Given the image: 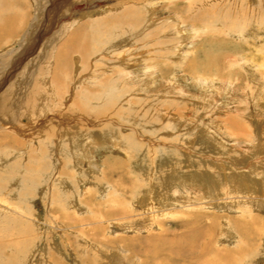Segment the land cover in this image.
<instances>
[{
  "label": "rangeland",
  "instance_id": "1",
  "mask_svg": "<svg viewBox=\"0 0 264 264\" xmlns=\"http://www.w3.org/2000/svg\"><path fill=\"white\" fill-rule=\"evenodd\" d=\"M225 1L0 0L1 92L39 71L20 123H65L0 131V264H264V0L193 17Z\"/></svg>",
  "mask_w": 264,
  "mask_h": 264
},
{
  "label": "bare ground",
  "instance_id": "2",
  "mask_svg": "<svg viewBox=\"0 0 264 264\" xmlns=\"http://www.w3.org/2000/svg\"><path fill=\"white\" fill-rule=\"evenodd\" d=\"M38 1V5H40V3L42 2V1H44V0H37ZM81 1V0H80ZM138 1H140L141 3H143L144 1L146 2H144V4H142V7H143V12H145L146 14L148 13V21H151V22H153L154 23V13H156V11L154 10L155 8H154V2H152V0H132V5L130 4V6H128L126 9H128V10H125V8H123L126 12H124V13H127V14H125L124 15V13H121V15H124V16H128L127 17V19L126 20H124V21H122V22H125V23H131L130 21H129V19H131V20H133V22L135 23L136 21H137V23L139 22V19H138V12L136 11L137 10V7H140L139 6V3H138ZM189 1V0H188ZM198 2H200V1H195V3H194V7L192 6V9L193 8H195L196 7V4L198 3ZM191 3V2H190ZM228 3V1L226 0L225 2H223V5H225V4H227ZM47 4V3H46ZM192 4V3H191ZM199 4V3H198ZM197 4V5H198ZM222 5V4H221ZM79 6V5H78ZM106 7V6H105ZM104 7V8H105ZM199 8H200V6H198ZM203 7V6H202ZM224 7V6H223ZM235 7V6H234ZM237 7V6H236ZM107 8V7H106ZM110 8H112V7H110ZM114 9H116V8H114ZM191 8H190V12H191V10H192ZM202 9V8H201ZM113 10V9H112ZM141 10V9H140ZM222 10V9H221ZM236 10V9H235ZM119 11V10H118ZM117 11V12H118ZM194 10H192V12H193ZM213 11V10H212ZM122 12H123V10H122ZM232 12H234L233 11V9L232 8H230V7H228V4H227V8L226 9H224V10H222V12H218V11H216L215 10V13H213L214 15H212V16H209L208 14V11H205V10H203V11H201V15L200 16H197V15H194L193 17H195L196 18V20H198V21H201V22H206V26L208 27V25L209 26H212V23H210V21L211 20H214V22H221V20H222V22H224V23H226V21L227 20H230L231 19V17H230V14L232 13ZM237 12V11H236ZM141 15V14H140ZM199 17V18H197V17ZM27 17V16H26ZM145 17V16H144ZM173 17V16H172ZM126 18V17H125ZM188 18V17H187ZM15 19V22L16 23H19L20 21H21V19L23 20L24 19V17L23 16H16V18H14ZM151 19V20H150ZM173 19V18H172ZM200 19V20H199ZM227 19V20H226ZM195 20V19H194ZM176 21V20H175ZM192 21V20H191ZM177 23H176V25L174 26V28L175 29H177V31H175V33L177 32L178 33V35L181 37V36H185L186 34H189L190 36L192 35V32H190V31H188V32H185L186 30H187V28H186V30H182L181 28H178L179 26H178V24H180V22L181 21H176ZM196 22V21H195ZM195 22L194 21H192V23H194L195 24ZM14 23V21H12V23L11 24H13ZM22 23H23V21H22ZM21 23V24H22ZM88 23V22H87ZM182 23V22H181ZM117 24V23H116ZM222 24V23H221ZM19 25V24H18ZM17 25V26H18ZM152 25V24H151ZM160 25V24H159ZM217 25V24H216ZM235 25V24H234ZM4 26V25H3ZM10 26V25H9ZM148 26V25H147ZM156 26V25H155ZM218 26V25H217ZM222 26L224 27V31H233V27H227V26H225L224 24H222ZM232 26V25H231ZM1 28H2V26H0ZM219 27V26H218ZM149 28V27H148ZM157 28V27H156ZM188 28H189V26H188ZM15 30V29H14ZM164 30V29H163ZM196 30V29H195ZM220 30V29H219ZM153 31V30H152ZM205 31V30H204ZM215 31V30H214ZM243 31V30H242ZM161 32V31H160ZM195 33V32H194ZM197 33V32H196ZM195 33V34H196ZM3 35V34H2ZM163 35H165V34H163ZM169 35V34H168ZM172 35H173V33H172ZM204 35V34H203ZM11 37V36H10ZM69 37V36H68ZM151 37V36H150ZM197 37V36H196ZM156 38V37H155ZM199 38V37H198ZM63 39V38H62ZM79 39V38H78ZM78 39H76V37L75 38H69V41H71L70 43L71 44H69L70 45V51H64L63 50V47L62 46H60V48H59V50H58V54H59V56H66V57H68L69 55H73L74 53H76V54H79L81 57H83L82 58V60H85L86 58H87V55H88V53L90 52V49H89V44H87V42L84 44V42H85V40L83 41L82 39H80V40H78ZM84 39V38H83ZM196 39V38H195ZM205 39V38H204ZM207 39V38H206ZM183 40V39H182ZM197 40V39H196ZM63 41H64V39H63ZM153 41V40H152ZM180 41V40H179ZM178 41V43H180ZM188 41V40H187ZM160 42V41H159ZM206 42V41H205ZM62 43V42H61ZM156 43V42H155ZM177 43V42H176ZM164 44H165V42H164ZM158 45V44H157ZM162 45V44H161ZM177 45H179V44H177ZM183 46V45H182ZM178 47H180V46H178ZM177 47V48H178ZM184 47V46H183ZM46 49V48H45ZM53 49V48H52ZM65 49V48H64ZM171 49V48H170ZM182 49V48H181ZM198 49V48H197ZM15 50H16V48H15ZM17 51V50H16ZM46 51H47V49H46ZM50 51V50H49ZM194 51H196V50H194ZM198 51H200L199 49H198ZM182 53V52H181ZM65 54V55H64ZM47 55V54H46ZM173 55H175V53L173 54ZM37 56H38V54H37ZM54 56V55H53ZM227 56V58L229 57V55H226ZM225 56V57H226ZM4 57V56H3ZM35 57V56H34ZM58 57V56H57ZM162 57V56H161ZM209 56H207V61L209 60V58H208ZM7 58V57H6ZM59 58V57H58ZM71 58H72V56H71ZM174 58V57H173ZM232 58V57H231ZM8 59H9V57L7 58V59H2V61H0V66H3L4 64H6L5 62H7L8 61ZM202 59V58H201ZM205 59V60H206ZM211 59V58H210ZM36 60V59H35ZM182 60V59H181ZM65 61V60H64ZM68 61V60H67ZM81 61V60H80ZM173 61V60H172ZM175 61V60H174ZM185 61V60H184ZM197 61V60H196ZM61 62V61H60ZM66 62V61H65ZM72 62V61H71ZM37 63V62H36ZM69 63V62H68ZM84 63V62H83ZM182 63H183V61H182ZM206 64V63H205ZM21 65V64H20ZM62 65V64H61ZM65 66V65H64ZM83 66V65H82ZM178 66V65H177ZM208 66V65H207ZM20 67H22V66H20ZM148 67V66H147ZM1 68V67H0ZM8 68V67H7ZM56 69L58 68V67H55ZM41 69V68H40ZM39 69V70H40ZM148 69V68H147ZM68 69L66 68V70L65 71H63L64 73H57V71L56 72H54V75H52V77H53V84L54 85H52V86H62L63 84H64V81H65V79L63 78V76H66L67 75V73H68V71H67ZM145 70V69H144ZM13 71V70H12ZM17 71V70H16ZM206 71V70H205ZM204 71V72H205ZM15 73V72H14ZM40 72L38 71V73H35V74H33L32 75V77L31 78H27L28 80H25V81H22V83H21V85H20V87L18 86V80H20L21 78H19V76H17L16 75V77H15V79H14V81H13V84H11V85H9V86H7L2 92H1V90H0V131L1 132H3V131H10V132H14V131H16L17 130V133H20L19 135H22L23 136V138H25V137H27L28 139H31L32 137H37L38 136V134L40 133L39 131H40V129H42V128H45L48 124H54L55 126L57 125V126H59L60 127V131L61 132H63V130L65 129V127L64 128H61V126H62V124H65L64 122L63 123H55V118H54V116H51V118L49 117V121L47 122V123H41L40 121H34V122H31V124H30V126H29V128H28V125H26L27 124V122H26V120H25V122H24V124H21L20 123V121L22 120L21 119V117H22V114H26L27 116H30L32 113H30V112H36V105H37V101H38V98H37V90H36V88H35V85H36V81L38 80V77H39V74ZM203 73V72H202ZM32 74V73H31ZM199 74V73H198ZM21 75V74H20ZM153 75V74H152ZM7 77H9V76H7ZM10 77H12V76H10ZM139 77V76H138ZM13 78V77H12ZM61 81H62V83H61ZM147 81H149L150 82V85L149 86H151V87H149V88H151V89H153L152 88V85H154L155 84V79L153 78V79H149V80H147ZM15 82V83H14ZM144 82H146V80L144 81ZM257 83V82H256ZM51 84V83H50ZM149 83L147 82L146 83V85H148ZM64 86H65V84H64ZM63 86V87H64ZM37 87V86H36ZM44 87V86H43ZM23 88H25V90L23 91L22 89ZM51 88V87H50ZM18 89V90H17ZM44 89H45V87H44ZM62 91H63V89L62 88H60ZM142 89V88H141ZM150 89V90H151ZM59 90V89H58ZM150 92V91H149ZM152 95H153V93H152ZM77 97V96H76ZM55 99V98H54ZM71 100H72V98H71ZM80 100V99H79ZM79 100L77 99V100H75L74 102H72V103H70L69 102V104L66 106V111L67 112H65L66 114L67 113H69V112H71V116H73V113H74V111H77V113H79V112H84V110H83V108L85 107L84 106V103H80L79 102ZM262 101V100H261ZM39 102V101H38ZM40 103V102H39ZM48 104V103H47ZM41 105V104H40ZM39 105V106H40ZM38 106V105H37ZM38 108V107H37ZM43 108V107H42ZM37 110H39V109H37ZM40 111V110H39ZM38 112V111H37ZM57 113V112H56ZM30 114V115H29ZM58 114V113H57ZM75 114V113H74ZM108 115V114H107ZM78 117H77V124H78V126H80L81 125V123H83L84 124V122H86V120L84 119V117H80V115L78 114L77 115ZM82 116V115H81ZM84 116V115H83ZM58 119V118H57ZM83 119V120H82ZM45 120H47V118L45 119ZM59 120H60V118H59ZM88 120V119H87ZM24 121V120H23ZM33 121V120H32ZM81 121V122H80ZM231 121V120H230ZM235 121V120H234ZM61 122H62V120H61ZM65 122H66V120H65ZM88 123V122H87ZM66 126V125H65ZM83 126V125H82ZM233 126V125H232ZM236 126V125H235ZM63 127V126H62ZM75 127V126H74ZM77 127V126H76ZM58 128V127H57ZM70 128V127H69ZM107 129H108V127H106ZM28 129V133H26L25 135H24V133H25V131ZM47 129V128H46ZM77 129H78V127H77ZM76 130V129H75ZM20 131V132H19ZM77 131V130H76ZM82 131V130H81ZM67 132V131H66ZM4 135H5V133H4ZM27 135V136H26ZM241 135V134H240ZM35 137V138H36ZM43 138V137H42ZM4 139V138H3ZM34 139V138H33ZM10 140V139H9ZM17 140L16 139H14L13 138V143H16V145H17V143L18 142H16ZM11 145V144H10ZM13 146H14V144H13ZM4 206V205H3ZM6 206V205H5ZM3 209H5V208H3ZM131 217V216H130ZM235 222H237V226H238V221H235ZM241 225V224H240ZM251 238V237H250ZM176 241V240H175ZM176 243V242H175ZM178 243V242H177ZM200 249H203V248H200ZM211 249V248H210ZM207 254H208V252H207ZM212 254V253H211ZM210 254V255H211ZM212 256V255H211ZM234 256V255H233ZM232 256V257H233ZM217 257V256H216ZM235 259V258H234ZM213 260V259H212ZM226 262V261H225Z\"/></svg>",
  "mask_w": 264,
  "mask_h": 264
}]
</instances>
